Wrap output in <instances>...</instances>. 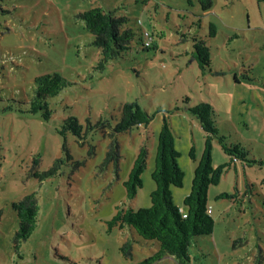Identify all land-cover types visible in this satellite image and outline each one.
<instances>
[{
    "label": "rangeland",
    "instance_id": "rangeland-1",
    "mask_svg": "<svg viewBox=\"0 0 264 264\" xmlns=\"http://www.w3.org/2000/svg\"><path fill=\"white\" fill-rule=\"evenodd\" d=\"M2 4L8 11L0 12V264H140L150 257L156 245L109 221L124 204L136 210L151 204L165 117L185 172L183 186L171 187L175 202L182 203L197 165L191 147L198 159L205 146L204 129L189 109L201 101L213 106L220 133L241 143L257 163L233 162L209 188L214 231L194 238L190 260L169 255L152 264H264V0H213L206 12L199 0ZM96 6L127 16L136 32L132 48L116 59H103L80 17ZM210 23L215 37L208 36ZM143 31L152 36L148 48ZM193 35L211 46V70L193 58ZM52 72L70 85L49 98L52 116L45 120L28 111L25 101L35 77ZM134 100L153 116L151 122L116 132L123 104ZM69 116L80 120L82 137L61 133ZM114 138L119 165L106 161ZM144 143L149 157L143 186L129 199L124 181ZM213 161H230L217 140ZM34 192L37 226L17 253L13 202ZM223 192L235 197L217 199ZM128 239H135L132 256L121 250Z\"/></svg>",
    "mask_w": 264,
    "mask_h": 264
},
{
    "label": "trees",
    "instance_id": "trees-1",
    "mask_svg": "<svg viewBox=\"0 0 264 264\" xmlns=\"http://www.w3.org/2000/svg\"><path fill=\"white\" fill-rule=\"evenodd\" d=\"M4 0H0V12H7L3 7ZM203 11H208L213 5V0H199ZM87 28L94 35V44L101 50L105 61L118 58L124 51L130 50L136 37V32L128 26L127 16H118L112 10H105L100 6L92 7L80 13ZM140 21V20H139ZM202 20L199 21V24ZM217 31L213 25H209L210 37H215ZM144 37H148L150 47L152 36L148 31H143ZM185 35V34H184ZM193 58L198 59L203 69L211 70L212 53L207 41L197 35H193ZM70 85L65 76L59 72L45 73L34 79L29 98L28 111L40 113L42 118L49 120L52 109L49 98L57 95L62 89ZM190 111L199 119L205 132V146L201 157L197 159L195 147L192 146L190 156L197 160L190 192L183 199V209L178 205L173 196L171 187H182L185 172L179 165L180 151L176 148L175 137L168 119L165 117L159 132L157 152L154 159V169L151 173L156 187L151 192V204L138 210L125 204L120 206L109 221L110 227L118 226L121 230L129 229L133 236L137 233L144 239V243L156 245L155 251L150 257L140 264H152L166 256L177 259L190 260V248L194 238L199 235L211 234L214 231L215 220L212 216L211 204L208 192L212 185L218 184L227 168L233 162L242 161L252 166L257 160L250 158V152L241 143H232L222 135L215 123V110L209 102L201 101ZM153 116L143 108L137 100L125 102L121 108V116L115 126L116 132L128 131L141 124L149 125ZM71 130L79 137L84 135V128L80 120L75 116H69L63 121L61 133L66 136ZM217 140L230 161L215 165L213 161L214 141ZM119 141L114 138L107 151L106 161H115L119 165L120 149ZM149 148L142 144L137 159L131 169L129 177L124 181L127 197L134 199L138 190L143 186L142 174L148 163ZM60 159L50 169L54 171ZM233 198L235 193L223 192L218 198ZM13 208L18 217V227L13 235V247L17 253L23 242L28 240L35 231L39 204L36 193H28L20 200L13 202ZM135 239L126 240L121 250L124 255H133V242ZM140 241V240H139ZM141 242V241H140Z\"/></svg>",
    "mask_w": 264,
    "mask_h": 264
},
{
    "label": "crops",
    "instance_id": "crops-1",
    "mask_svg": "<svg viewBox=\"0 0 264 264\" xmlns=\"http://www.w3.org/2000/svg\"><path fill=\"white\" fill-rule=\"evenodd\" d=\"M183 199H184V197H183ZM178 205H180L181 206V208L183 209V201H182V203H178V202H176ZM212 206V205H211ZM212 209H213V207H212ZM212 211V210H211Z\"/></svg>",
    "mask_w": 264,
    "mask_h": 264
},
{
    "label": "built area",
    "instance_id": "built-area-1",
    "mask_svg": "<svg viewBox=\"0 0 264 264\" xmlns=\"http://www.w3.org/2000/svg\"><path fill=\"white\" fill-rule=\"evenodd\" d=\"M149 43H150L149 40H146V41H145V44H146V45H149ZM210 210H212V209L210 208Z\"/></svg>",
    "mask_w": 264,
    "mask_h": 264
}]
</instances>
